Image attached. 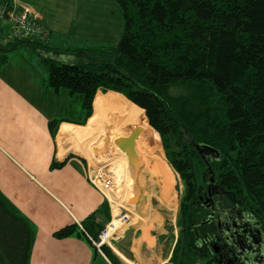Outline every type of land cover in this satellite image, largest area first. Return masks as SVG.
Wrapping results in <instances>:
<instances>
[{
  "label": "trees",
  "instance_id": "obj_1",
  "mask_svg": "<svg viewBox=\"0 0 264 264\" xmlns=\"http://www.w3.org/2000/svg\"><path fill=\"white\" fill-rule=\"evenodd\" d=\"M115 2L124 23L115 45L61 50L36 39L8 41L0 46V69L21 46L46 51L41 63L48 88L80 95L90 127L108 121L103 115L110 108L97 104L101 96L165 153L184 187L170 263L220 264L212 247L217 226L201 202L212 178L221 192L220 208L251 217L264 244V0ZM61 54L75 59L64 62ZM60 123L49 122L53 137ZM108 124L104 137L110 145L123 134L122 126ZM82 227L66 226L54 237L91 243L89 237L97 240L105 228L92 234ZM33 243L29 223L0 193V264H29ZM101 249L112 264H122L108 246ZM261 255L255 257L264 264Z\"/></svg>",
  "mask_w": 264,
  "mask_h": 264
},
{
  "label": "crops",
  "instance_id": "obj_2",
  "mask_svg": "<svg viewBox=\"0 0 264 264\" xmlns=\"http://www.w3.org/2000/svg\"><path fill=\"white\" fill-rule=\"evenodd\" d=\"M61 2L63 4L57 6V0H54L52 7L50 0H0V8L9 6L20 10L30 7L37 12L43 25L50 30V40L45 44L54 49L92 48L69 46L75 42H81V45L99 42L100 46L93 48L116 44L104 45L113 36L109 25L99 27L89 21L88 16L83 18L78 1ZM8 30V23L0 19L1 46L8 42ZM45 54L46 51L38 52L24 45L10 53L8 63L0 69V193L34 231L29 264H112L99 251L96 254L94 245L86 238L54 237L55 232L72 224L84 225L95 234L109 222L105 214L106 202L111 218L113 206L107 194L92 184L87 149L80 146L92 139L91 117H87L82 102L79 103L82 97L76 100L79 116L56 117L53 108L59 98L64 97L65 102H62L71 107L75 96L66 90L57 94L48 88L47 70L41 63ZM68 57L70 55H59L61 59ZM99 99L105 100L101 96ZM52 120L61 121L55 137L49 130ZM83 122L86 125L78 124ZM129 133L126 129L122 131L123 135ZM54 163L65 164L61 168H52ZM149 198L138 199V218L133 215L119 238L110 242L109 248L122 264L127 263L117 251L134 264H172L170 258L175 240L173 243L170 239L172 245L164 249L162 239L168 233L167 217L159 206V194ZM93 214L95 220H90Z\"/></svg>",
  "mask_w": 264,
  "mask_h": 264
},
{
  "label": "rangeland",
  "instance_id": "obj_3",
  "mask_svg": "<svg viewBox=\"0 0 264 264\" xmlns=\"http://www.w3.org/2000/svg\"><path fill=\"white\" fill-rule=\"evenodd\" d=\"M53 1L54 0H50L52 7H53ZM76 1H78L81 4V11H82V17L83 18H86V16H88L89 21L97 23L99 27H105V26L109 25L110 31H112L111 34L113 36H111L108 39V42L104 43V45H109L111 42L117 43L120 40V38L123 34V30H124V23H123V18H122V12H121L119 6L116 4L115 0H76ZM72 2L74 3L75 0H72ZM61 4H63L61 2V0H57V6H60ZM89 5H90V7H89L90 9L88 10L87 7ZM57 10H59V9H57ZM98 12H100V13H98ZM118 34H119V37H118ZM98 43L99 42H96V43L86 42V44L81 45L82 44L81 42H75V44L70 43L69 46H79V47L82 46V47H92L93 48V47L100 46ZM73 59H75V58L70 56V57H68L67 60H64V62H71V60H73ZM78 98H81V96L76 95L74 97V99H72L71 107H67L66 103H64L65 102L64 97L61 96L58 100L57 106L55 108H53V111L56 114V117L61 118V117H76L77 115L79 116V114H78L79 106H78V102L76 101V100H78ZM81 99H79V103L82 102ZM62 100L64 102H62ZM105 102H107V101L99 99L97 104L101 108H104V107L110 108V111L108 110L103 115L104 118L107 119L108 121H104L103 123L98 125V127H94V129H93V126H91L92 139H90V141H88V142L83 143L80 146H81V148L83 147V149L84 148L87 149V150H85V152H86L88 162H89L92 170L104 168L106 171L109 170L111 172V175L113 176V178H114V174H113L114 168L116 166H121L123 164V163H121L122 161L126 162L124 165V167L126 169L124 168L125 169L124 170V169L120 168L121 170L118 171V173L116 172L119 176L122 174L124 183L118 184L119 186L114 184L115 187L113 188L114 191L112 192V195H109L107 192H105V193L107 194L110 202L112 203V206H113L112 210H113L114 215H117L119 213V211H117L118 208L120 206H123V207H125L131 211L132 216L134 215V217L138 218L137 210H136L138 199L142 198L146 194L144 196V198L146 200H149L150 199L149 196H156V194H159L160 192L162 193V191L160 190L161 184L159 183L160 178L157 175L151 176V174L148 171H144L143 170L144 167H142V165L139 164L137 171H136V175L134 177V179H135L134 186H132V179L130 178L129 170H128V166L130 168L131 165H130V163L128 164L127 157L123 158V156H122L123 154L118 155V152H116L113 148H110V147H113V145L119 147L116 143L111 145L110 147H109V145H107L106 139L104 137L106 128H104V127H108L107 126V125H109L108 123L115 122L117 126L120 125L123 127L122 130L120 129L121 131L126 129V130H129L130 134H131V131L133 129L137 128L140 131V133H142V135L145 137L146 141L151 146V153H152L154 159L156 160L155 162H157L158 167L160 168L163 176L165 177L164 178V187H163L164 193L162 195L165 197L166 202L168 204H171V205L174 204V208H175V212H176V215L174 216V214H172V213L170 214L169 212H167L166 210L163 209V213L167 217L166 230L168 233L162 239V243L164 244V249L166 250V249H168V247H170L172 245L170 239L174 243V237L178 238V236H179V228L177 225V219L179 216L181 196L183 194V189H184L182 181H181V179H179L180 191H181L180 192L181 196L179 198V196L177 194V190H176V186L179 184L178 176H176V174H174L171 167L167 164V162L165 160L166 156L164 158L165 153H163V151L154 143V141L149 137V135L146 132L145 133L143 132V130L140 128V126L138 125L137 122L130 119V117L127 113L121 114V113L117 112V110L115 111L113 109L114 108L113 104H111L109 102L107 104H105ZM96 105L94 106V111H95ZM93 115H94V113H93ZM90 119H89V122H90ZM89 125H91V124H89ZM64 136H65V134L63 133L62 139H64ZM103 146H105V147H103ZM103 150H105L104 151L105 155L102 154ZM106 153H109V156H106ZM118 161L121 164H119ZM159 161H161L166 166L165 170H162V168L159 164ZM167 165L169 168L167 167ZM142 173L144 176L142 175ZM151 177L153 178V180ZM114 179H113V181H114ZM138 179H139V181H138ZM141 180H143V181L141 182ZM145 180H147V181H145ZM140 183H142V184L145 183V185L140 187V185H139ZM165 185H167L168 187H166ZM137 193H139V194H137ZM160 199L161 198L159 197V200ZM116 212H117V214H116ZM262 252H263V254L261 256H264V247L262 249ZM118 253H120V252H118ZM129 257H131V256H129ZM124 258L126 260L123 258L122 259L127 264H134L131 260H129L125 256H124ZM262 261L264 262V258Z\"/></svg>",
  "mask_w": 264,
  "mask_h": 264
},
{
  "label": "built area",
  "instance_id": "obj_4",
  "mask_svg": "<svg viewBox=\"0 0 264 264\" xmlns=\"http://www.w3.org/2000/svg\"><path fill=\"white\" fill-rule=\"evenodd\" d=\"M0 19L8 23L9 30L6 38L9 42L36 39L46 43L50 40V30L43 25L40 15L30 7H23L18 10L9 6H2L0 8ZM113 179L111 172L109 170L106 171L104 168L92 170L90 173L92 184L103 193L106 190L112 193L110 190L113 187ZM110 205L112 207L111 202ZM118 210L119 213L117 215H114L112 210V218L101 231L97 240L89 237L91 243L103 256L105 254L101 248L103 246L110 247V242L113 239H118L119 235L124 232L125 227L131 222L132 213L130 210L123 206H120ZM79 226L83 230L82 225Z\"/></svg>",
  "mask_w": 264,
  "mask_h": 264
},
{
  "label": "flooded vegetation",
  "instance_id": "obj_5",
  "mask_svg": "<svg viewBox=\"0 0 264 264\" xmlns=\"http://www.w3.org/2000/svg\"><path fill=\"white\" fill-rule=\"evenodd\" d=\"M220 193L219 186H210V188H208L207 196L201 198V202L210 210L212 221H214L217 226V232L219 235H216L217 237L216 240L212 242V247L218 255L220 264H237L236 261H233L231 256L233 253L239 252L240 249H244L245 246L242 244L244 248H241V245L236 243L237 241L234 233L237 231L239 226H243L240 224H244V219H247L248 216L243 215L236 210H222L219 203ZM251 225H253L255 234L260 231L259 225H257L254 221H252ZM245 238L250 240V242L252 241L249 238V235L244 234L240 238V242L242 240L246 241ZM256 240H262L261 234H256ZM263 245L264 244L261 242V244L256 247V250H258L260 254H263Z\"/></svg>",
  "mask_w": 264,
  "mask_h": 264
},
{
  "label": "water",
  "instance_id": "obj_6",
  "mask_svg": "<svg viewBox=\"0 0 264 264\" xmlns=\"http://www.w3.org/2000/svg\"><path fill=\"white\" fill-rule=\"evenodd\" d=\"M138 138V134L137 133H132V134H125L120 136L119 138H117L115 140V143L119 146L120 150L122 152H124L126 154V156L128 157V162L130 164H132L133 162H135V160H137V154L135 151V143H136V139ZM198 149L200 147H197ZM211 153H215V150L210 149ZM220 154L217 153L216 157L217 159L219 158ZM175 171V170H174ZM176 172V171H175ZM177 173V172H176ZM178 174V173H177ZM180 177H178V182H179ZM215 180L214 178H212V186H214ZM216 187H218V185H216ZM176 190H177V194L180 198L181 196V191H180V182L179 184L176 186ZM245 223L244 224H240L243 226H239L237 231L234 233V236L236 238V243L238 245H241V248L243 247L242 244L245 246L244 249H240L239 252H235L232 254V259L233 261H236L237 264H262L261 260L259 259V257H255L256 255L259 254V251H256V247L261 244L262 240L258 241L256 240V234H261L260 231H258L255 234V231L253 229V225H251L252 223V218L251 217H247V219H244ZM236 223V222H235ZM236 227V226H235ZM249 235V238L252 240L250 242V240H248L247 238L246 241L242 240L240 242V238L243 235Z\"/></svg>",
  "mask_w": 264,
  "mask_h": 264
},
{
  "label": "bare ground",
  "instance_id": "obj_7",
  "mask_svg": "<svg viewBox=\"0 0 264 264\" xmlns=\"http://www.w3.org/2000/svg\"><path fill=\"white\" fill-rule=\"evenodd\" d=\"M132 133H137L138 134V138L136 139V143H135V151H136V154H137V160H135V162H133L132 164H130L131 165V167L129 168V166H128V170H129V175H130V178L132 179V186H134V182H135V179H134V177H135V175H136V171H137V168H138V166H139V164L140 165H142V167H144V171H148L150 174H151V176L152 175H157V176H159V178H160V190L162 191V193L160 192L159 193V197L161 198L160 200H158L159 201V203H160V205L159 206H161L162 207V210L163 209H165L167 212H169L170 214L172 213V214H174V216L176 215V212H175V208H174V204L173 205H171V204H168L167 202H166V199H165V197L162 195L164 192H163V187H164V176H163V174H162V172H161V170H160V168L158 167V165H157V162H155L156 160L154 159V157H153V155H152V153H151V146L149 145V143L146 141V139H145V137L142 135V133H140V131L137 129V128H135V129H133L132 131H131V134ZM116 140V139H115ZM115 140H114V144H115ZM119 148V147H118ZM120 150V149H119ZM123 154V155H122ZM118 155H122L123 156V158H125V157H127L126 156V154L124 153V152H122V151H119L118 152ZM117 157V156H116ZM116 160V159H115ZM127 160H128V157H127ZM129 161V160H128ZM119 162V161H118ZM121 163H123L121 166H116L115 168H114V170H113V174H114V183H113V187H112V189L110 190V191H114L113 190V188L115 187L114 186V184H116V185H118V184H123L124 183V181H123V176H122V174L119 176L117 173H118V171H120L121 169L120 168H122V169H124L125 167H124V165H125V161H122ZM120 162H119V164H121ZM128 164H129V162H128ZM159 164H160V166H161V168H162V170H165L166 169V166L161 162V161H159ZM126 169V168H125ZM124 169V170H125ZM142 170V171H143ZM117 172V173H116ZM142 175H143V173H142ZM148 175V174H147ZM144 176V175H143ZM121 179H120V178ZM152 178V177H151ZM152 180H153V178H152ZM168 180V179H167ZM138 181H139V179H138ZM143 180H141V182H142ZM145 181H147V180H145ZM154 182V181H153ZM157 182V181H156ZM172 182V181H171ZM147 183V182H146ZM150 183V182H149ZM158 183V182H157ZM142 184V183H141ZM145 184V183H144ZM119 186V185H118ZM142 186H143V184H142ZM166 187H168L167 185H165ZM141 187V186H140ZM147 188V187H146ZM145 188V189H146ZM149 188V187H148ZM138 189V188H137ZM147 190V189H146ZM108 191V192H107ZM106 192L109 194V195H112V193L111 192H109V190H106ZM140 193V192H139ZM158 193V192H157ZM138 194V193H137ZM135 195V194H134ZM146 195V194H145ZM144 195V196H145ZM148 195V194H147ZM167 196V195H166ZM115 197V196H114ZM113 197V198H114ZM136 197V196H135ZM148 197V196H147ZM158 197V196H157ZM157 199V198H156ZM114 201V200H113ZM115 203V202H114ZM135 203V202H134ZM133 203V204H134ZM117 211H119V210H117ZM163 214V213H162ZM117 253H118V251H117ZM123 259H125L124 258V256L121 254V253H118ZM126 260V259H125Z\"/></svg>",
  "mask_w": 264,
  "mask_h": 264
}]
</instances>
